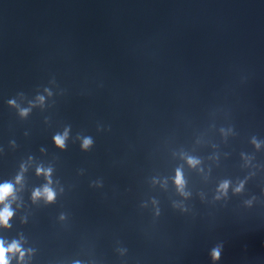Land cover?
<instances>
[{"label": "water", "instance_id": "water-1", "mask_svg": "<svg viewBox=\"0 0 264 264\" xmlns=\"http://www.w3.org/2000/svg\"><path fill=\"white\" fill-rule=\"evenodd\" d=\"M4 182L9 264H264V0H0Z\"/></svg>", "mask_w": 264, "mask_h": 264}, {"label": "clouds", "instance_id": "clouds-1", "mask_svg": "<svg viewBox=\"0 0 264 264\" xmlns=\"http://www.w3.org/2000/svg\"><path fill=\"white\" fill-rule=\"evenodd\" d=\"M38 103H43V97H37ZM9 103H12L11 101ZM28 109H24L20 112L21 116L27 114ZM67 135L65 133L64 136H56L54 137V142L58 147H63L64 138ZM90 141L85 139L83 141V146L86 148L89 145ZM189 165H196L198 162L195 159H188ZM21 172H23V166L21 168ZM51 173V169H43L41 167L36 168V174H43L46 180L48 181L42 188L36 189L32 193V199L35 201L37 199L43 198L45 201H52L54 198V192L51 188V180L49 179ZM21 182V175H17L15 178V184L19 185ZM175 184L179 190L183 189V180L181 177V172L177 170L175 175ZM242 184L235 189L236 192H239L242 188ZM228 188V182L225 181L220 184L219 191L224 193V191ZM14 194V185L12 182H4L0 183V226L6 227L8 225L9 219L12 217L13 212L11 210L10 201L15 200ZM20 259L24 257V252L21 251L20 245L17 241H12L10 244H5L3 240H0V264H9V259L12 255H17ZM213 260H217L219 258V249H214L212 251Z\"/></svg>", "mask_w": 264, "mask_h": 264}]
</instances>
